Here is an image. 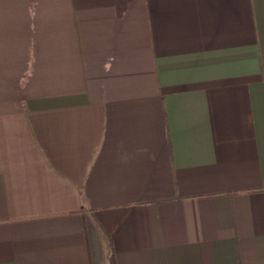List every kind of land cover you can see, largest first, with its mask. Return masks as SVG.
Segmentation results:
<instances>
[{
	"label": "crops",
	"instance_id": "crops-1",
	"mask_svg": "<svg viewBox=\"0 0 264 264\" xmlns=\"http://www.w3.org/2000/svg\"><path fill=\"white\" fill-rule=\"evenodd\" d=\"M264 0H0V264H264Z\"/></svg>",
	"mask_w": 264,
	"mask_h": 264
},
{
	"label": "trees",
	"instance_id": "trees-1",
	"mask_svg": "<svg viewBox=\"0 0 264 264\" xmlns=\"http://www.w3.org/2000/svg\"><path fill=\"white\" fill-rule=\"evenodd\" d=\"M262 191H264V188L250 192H262ZM106 264H116L114 254L112 253L111 245L109 246V255L107 257Z\"/></svg>",
	"mask_w": 264,
	"mask_h": 264
}]
</instances>
